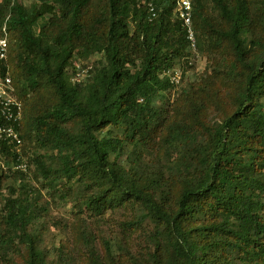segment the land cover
I'll return each instance as SVG.
<instances>
[{
    "label": "trees",
    "instance_id": "16d2710c",
    "mask_svg": "<svg viewBox=\"0 0 264 264\" xmlns=\"http://www.w3.org/2000/svg\"><path fill=\"white\" fill-rule=\"evenodd\" d=\"M193 6L196 40L213 39L240 82L220 121H206L194 102L190 115L167 127L155 102L174 87L171 68L191 48L178 0L0 2L29 128L21 129L23 153L40 184H28L31 166L0 168V264H11L22 245L28 264H46L39 238L51 220L48 205L73 197L99 214L127 201L142 208L135 223L155 224L150 264H264V0ZM98 55L83 67L86 80H71L70 68L85 71L75 59ZM44 88L51 98L37 103L31 95ZM163 150L170 175L151 171ZM2 155L7 165L16 161L10 148ZM107 251L111 264H134L110 244ZM90 264H103L95 250Z\"/></svg>",
    "mask_w": 264,
    "mask_h": 264
},
{
    "label": "rangeland",
    "instance_id": "374dc122",
    "mask_svg": "<svg viewBox=\"0 0 264 264\" xmlns=\"http://www.w3.org/2000/svg\"><path fill=\"white\" fill-rule=\"evenodd\" d=\"M21 1L28 7L38 2ZM212 7L209 3L205 8L208 9L209 20L214 22L219 19V15ZM189 53L187 57L176 60L170 71L171 74L180 75V83L164 91L155 102L164 114L167 127L171 122L180 121L190 115L194 102L203 104V117L210 123L220 121L233 106L234 94L240 81L228 73L224 63V52L215 49L213 39H204L202 43L196 40V48H189ZM100 57L101 55L75 59L78 68L81 66L85 71H74L70 68L71 80H86L89 74L86 70L91 67L87 65H92ZM198 84L201 85L196 86ZM31 98L36 99L37 103L40 100L47 102L51 98V90L44 88L41 95L32 94ZM24 126L29 129L25 123ZM35 148L47 156L56 154V150L52 148L38 146ZM128 156L127 150L122 156V162L126 166ZM162 156L161 164L153 166L151 171L157 170L170 175L169 165H172V161L168 159L167 165L164 150ZM48 160L53 162L51 157ZM30 166L32 168L28 174V184L32 189L39 188L40 184L35 178V165L32 163ZM182 167L184 168V165ZM9 183L19 188L21 182L11 179ZM80 187L81 184L78 183L76 187L78 191L82 190ZM45 199L47 198H43L44 202ZM48 207L51 220L45 225V231L39 238V248L47 255L46 264H90L91 250L96 251L103 264H111L107 244L111 245L113 255L116 257L128 253L127 263L150 264L152 254L156 250L152 239L155 224L150 219H146L142 224L135 223L142 215V208L132 201L105 209L102 214L95 213L85 206L81 208L76 206L75 197L65 202L57 199L56 204L52 203ZM86 240L91 244L88 245ZM28 256V247L22 245V252L14 257L11 264H28Z\"/></svg>",
    "mask_w": 264,
    "mask_h": 264
},
{
    "label": "built area",
    "instance_id": "2783aa9c",
    "mask_svg": "<svg viewBox=\"0 0 264 264\" xmlns=\"http://www.w3.org/2000/svg\"><path fill=\"white\" fill-rule=\"evenodd\" d=\"M193 8V0H178L177 12L188 28L191 48L195 49L196 36L192 27ZM9 51L8 22L7 19L1 20L0 16V168L28 172L30 165L23 153L24 138L21 133L24 127L25 105L14 83ZM180 78L179 74H171V81L174 84L180 83ZM3 148H10L16 161L7 165L2 155Z\"/></svg>",
    "mask_w": 264,
    "mask_h": 264
}]
</instances>
